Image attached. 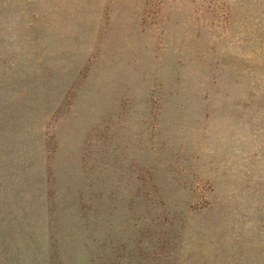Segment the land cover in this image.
I'll return each instance as SVG.
<instances>
[{
	"label": "rangeland",
	"instance_id": "rangeland-1",
	"mask_svg": "<svg viewBox=\"0 0 264 264\" xmlns=\"http://www.w3.org/2000/svg\"><path fill=\"white\" fill-rule=\"evenodd\" d=\"M0 264H264V0H0Z\"/></svg>",
	"mask_w": 264,
	"mask_h": 264
}]
</instances>
